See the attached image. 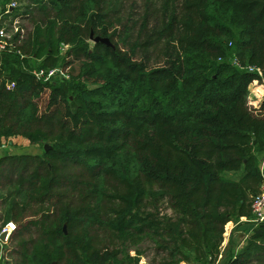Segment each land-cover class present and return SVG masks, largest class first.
<instances>
[{"label": "trees", "instance_id": "obj_1", "mask_svg": "<svg viewBox=\"0 0 264 264\" xmlns=\"http://www.w3.org/2000/svg\"><path fill=\"white\" fill-rule=\"evenodd\" d=\"M8 3L0 25L31 28L0 51V139L49 147L0 155V264H132L143 239L157 264H213L264 180V0ZM222 264H264V221Z\"/></svg>", "mask_w": 264, "mask_h": 264}, {"label": "rangeland", "instance_id": "obj_2", "mask_svg": "<svg viewBox=\"0 0 264 264\" xmlns=\"http://www.w3.org/2000/svg\"><path fill=\"white\" fill-rule=\"evenodd\" d=\"M11 0H8L10 2ZM17 1V0H16ZM19 25L22 26L24 32H27L29 28H31V22L27 18H20ZM89 43L92 45L93 40L89 39ZM68 47V44H63L61 47V51L63 52ZM59 67V66H56ZM60 68V67H59ZM59 76L64 78L65 76L56 73L52 76V78L58 79ZM68 78V77H65ZM42 143H30L25 137L22 136H1L0 139V154H4L6 152L9 153H22V152H39L43 151ZM264 160V157L261 159ZM159 209L161 213L170 212V209L166 207L165 204L158 203ZM240 224H237L239 223ZM254 226V224L247 219L240 218L239 221H230L226 223L225 230L223 233V241L221 243L220 253L217 255V258L213 260V264H222L225 261V254H227L231 250H236L238 247L243 244L247 234L250 231V228ZM129 244V243H128ZM127 244V245H128ZM135 248H140L142 253L138 255L137 262H132V264H157L160 256L156 257V260H153V257L156 255V248L152 241L149 239L141 240L137 245L134 244L129 248L124 249L123 254L128 253L130 255L135 254ZM179 264H190L186 261H183ZM212 264V263H211Z\"/></svg>", "mask_w": 264, "mask_h": 264}, {"label": "built area", "instance_id": "obj_3", "mask_svg": "<svg viewBox=\"0 0 264 264\" xmlns=\"http://www.w3.org/2000/svg\"><path fill=\"white\" fill-rule=\"evenodd\" d=\"M15 6H17L16 0H11L7 4V7H9V9H12ZM17 31L20 32V34H22L24 32L22 26L19 25V20H16V19L13 20L8 29L5 28L4 26L0 25V51L6 50L8 47H10V44L14 45V42L12 41V43H11V42H9V40H11L12 34L14 32H17ZM233 61L235 64H238L236 59H234ZM248 69L257 71L258 76H260L259 81L264 86V73L262 72V69L258 66H254V65H249ZM33 73L37 79H42V80H47L56 73H60V74L64 75L65 77H68V74L63 72L59 67H51L48 69L38 68V69H34ZM7 86L8 87L13 86V82H11V81L7 82ZM251 212H252L251 217L246 218V217L242 216L241 218L247 219L248 221L253 222L254 224H258V223L264 221V180L261 184L260 191L252 197ZM13 227H14L13 221L9 220V221L5 222L4 224H2V226L0 228V234L2 232L5 233V236L3 238L0 237V258L2 255L4 244L7 241L8 236H9L11 230L13 229Z\"/></svg>", "mask_w": 264, "mask_h": 264}, {"label": "crops", "instance_id": "obj_4", "mask_svg": "<svg viewBox=\"0 0 264 264\" xmlns=\"http://www.w3.org/2000/svg\"><path fill=\"white\" fill-rule=\"evenodd\" d=\"M1 0H0V20L3 18L2 12H1ZM250 95L252 98H256V100H260L262 96L264 95V86L261 82H254L251 84V91ZM8 153V152H6ZM2 155V154H0ZM2 226V219L0 218V228Z\"/></svg>", "mask_w": 264, "mask_h": 264}, {"label": "water", "instance_id": "obj_5", "mask_svg": "<svg viewBox=\"0 0 264 264\" xmlns=\"http://www.w3.org/2000/svg\"><path fill=\"white\" fill-rule=\"evenodd\" d=\"M90 39H92L93 42L102 41V42H105L106 44H110L108 37H105V36H99V35L93 36V34L90 33ZM44 147H45V149H47L49 147V145L45 144ZM4 236H5V233L2 232L0 234V237L3 238Z\"/></svg>", "mask_w": 264, "mask_h": 264}]
</instances>
